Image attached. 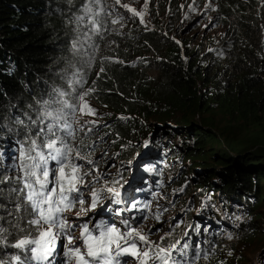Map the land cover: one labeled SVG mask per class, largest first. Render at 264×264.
Instances as JSON below:
<instances>
[{
    "label": "trees",
    "instance_id": "obj_1",
    "mask_svg": "<svg viewBox=\"0 0 264 264\" xmlns=\"http://www.w3.org/2000/svg\"><path fill=\"white\" fill-rule=\"evenodd\" d=\"M259 3L217 0V19L228 29L222 50L191 35L178 45L171 39L175 33H165V26H143L122 9L114 13L115 0L92 4V13L84 11L89 0H0V169H10L16 162L14 141L22 137L16 135L20 126L15 120L27 123L25 114L35 118V101L48 99L58 89L65 93L59 99L75 110L72 119L85 99L109 111L95 126V135L76 131L74 143L83 140L100 152L105 147L96 137L103 141L109 135L117 155L112 164L119 163L113 180L123 188L143 193L163 187L177 198L192 182H199L191 200L207 196L197 218L189 217L184 228H189L191 237L185 240L201 248L197 263L227 264L216 254L231 232L244 235L246 241L256 236L262 242L264 35L256 16ZM145 140L150 141L147 148ZM177 160L179 171L165 187V171ZM121 200L111 208L127 201ZM184 202L178 200L185 208ZM0 203L4 206L0 215L11 220L8 211L14 202L5 195ZM123 209L118 216L130 219L131 209ZM142 217L137 211L132 220ZM2 223L15 233L12 225ZM195 226L199 233L193 231ZM182 241L176 237L172 243ZM9 242H14L13 236ZM15 252L0 246V257ZM192 255L190 249L189 264ZM260 259L264 264V251ZM242 260L232 257L229 264Z\"/></svg>",
    "mask_w": 264,
    "mask_h": 264
},
{
    "label": "snow or ice",
    "instance_id": "obj_2",
    "mask_svg": "<svg viewBox=\"0 0 264 264\" xmlns=\"http://www.w3.org/2000/svg\"><path fill=\"white\" fill-rule=\"evenodd\" d=\"M99 2L89 0L85 13H92L91 5ZM115 4L140 17V22L144 23L143 13L130 8L128 3L115 0ZM212 4L213 0H209L208 6L212 7ZM76 19L82 20L83 17ZM92 23L95 25L96 21ZM72 47L75 48L76 44L73 43ZM64 95V92L53 89L48 99L42 97L35 101V118L25 114L27 123L24 119L15 120L20 126L15 130L16 135L22 137L14 141L18 146L16 162L10 169H0V197L8 195L14 206L8 211L11 220L6 221L5 216L0 215V246L18 251L0 257V264H54L58 243L64 249V264H133V261L138 264H189L190 249L192 264H195L200 259L199 245L193 248L188 240L161 245L151 240L143 228L133 227L129 219L120 220V227L101 221L91 229L88 223L81 225L69 221L65 213L73 209L77 210V216L96 210L103 203L102 193L109 194L104 199L120 204L121 193L117 187L119 180L104 181L107 172L101 171L99 161L92 158L95 148L85 145L83 140L74 143L77 129L72 118L75 110L71 104L59 99ZM80 99L83 100V96ZM149 142L145 140L143 146L147 148ZM88 148L91 150L86 151ZM52 162L55 167H51ZM98 184L102 186L97 187ZM86 191L89 198L87 207H83ZM208 199H211L210 195ZM3 207L0 203V210ZM132 207L135 208L136 204ZM122 211L124 209H119L118 213ZM2 222L12 225L15 233L9 232ZM193 231L199 233L200 227L195 226ZM9 236L14 237V242H9ZM184 236L191 239L187 232ZM228 238L232 239V235L229 234ZM228 255L232 252L229 251Z\"/></svg>",
    "mask_w": 264,
    "mask_h": 264
},
{
    "label": "rangeland",
    "instance_id": "obj_3",
    "mask_svg": "<svg viewBox=\"0 0 264 264\" xmlns=\"http://www.w3.org/2000/svg\"><path fill=\"white\" fill-rule=\"evenodd\" d=\"M121 2L128 3L130 8H135L137 11L143 13L144 23L140 22V17L134 16L130 11L124 9L120 5H117L123 10L126 16H130L141 25L148 26L150 28H157L159 25L165 26V33L170 34L169 30L175 33L174 36H171V39L175 43L176 41H180L181 43L182 39H185L186 36L191 35L192 37L198 36L200 39L203 38L205 39V41L212 42L213 45H215V47L218 49H225L223 47V40H227L228 29L217 19L219 12L218 5L215 3V0H213L212 7L208 6L209 0H121ZM175 3L181 4L180 9L184 12V14L182 17L176 20L175 26H173V24L165 25L169 21V16ZM193 8H195V11H193ZM189 10L196 14L197 17H193L191 19H182L184 18V16L190 15ZM197 19H202L201 23L196 29H191V27L198 24ZM173 21H175V19ZM206 24L208 25V27H205ZM85 105H87L88 107L86 108ZM106 112L109 111L105 110L92 100L85 99L83 101V105L80 109L79 115H77L73 119L74 125H76L75 127H77V131L83 132L85 135H95V126H98L100 123H102L103 114ZM171 123H173V125L175 124V122L173 121H171ZM88 129H92V131H88ZM96 138L98 141H100V145L102 147H105V149L101 150L100 152H92V158L99 161L101 171L107 172V176L104 178V181H111L116 176V171L119 166V163L112 164V161L117 160V155L113 154V147L112 143L110 142L109 135L105 136V139L103 141H101V137ZM175 152L176 151L171 152L164 159V162H166V160H168V158ZM184 162L185 161L183 159L182 163L184 164ZM178 163L179 160L171 162V169L170 167H168L169 170L165 171L166 179H168V182L166 184L164 182L165 187L169 188L171 186L170 183L172 182V180L170 179V177L174 174L176 175L179 171L177 167ZM55 166V162H52L51 167ZM161 167L162 171L166 169L165 165L163 164L161 165ZM131 177L133 178L134 176H130L128 179H132ZM104 181H102V183ZM198 183L199 182H192L191 185L187 187L186 192L179 195L177 198H174L171 191H167L166 189H163V187L151 188L146 197L131 196V198H134L133 201L124 203L127 204V210L133 209L132 205L135 204L134 202H138V206L144 207V216L140 220H132V217L136 216V212H132L130 214L129 220L132 223V226H139L143 228L144 231L149 234V238L151 240L158 241L161 245L171 244L172 240L176 237H179L184 241L187 238L186 236H184V233H188L189 229L188 228L187 230H185L184 228L188 225L189 217L197 218L198 213L202 211L203 201L207 196L206 194H202L200 197L196 198L197 201L191 200L194 199V196H192L191 194ZM101 186V184L97 185V187ZM123 187L124 186L119 187L121 197H124L127 191L123 190ZM186 193L187 198L185 197ZM200 193L201 192H199L198 194ZM107 195L109 194L102 193L101 199L103 200V203L99 204V207L95 211L89 212L87 215L80 213V215L77 216L76 209L65 213V215L72 223L81 225L84 223H88L89 228L91 229L95 224L104 221L103 216L106 212V209L108 208L107 202H110V200L104 199V197ZM84 198L86 204L83 207H87V200L89 198L87 191L85 192ZM180 199L183 202L185 201L183 203V206L186 204L185 208L181 207L178 203V200ZM137 205L134 211L139 209ZM79 207L80 206L78 205L77 209ZM156 209L158 210V213H154ZM118 214H123V212H119ZM157 217H159V219H157ZM122 219V216H120V220ZM210 220L213 221L214 219L210 217ZM216 220H221V218H217ZM107 223H115L117 227H120V223L112 221ZM209 224L210 222L205 223L203 230L207 229V226ZM260 228L261 227H259V229ZM168 233L171 234L168 235ZM79 234L80 233L77 232V235ZM229 234L232 235V239L228 238ZM229 234L224 236V240L220 244L221 247H219L220 251H218L216 255L224 257V261H226L227 264H229L230 260H232V257H234L235 261H237V256H241V258L243 259L242 264H262L260 257L264 251V237L261 238L262 242L256 236L246 241L244 235L232 232ZM162 237L163 239H161ZM63 251L64 249H62L60 244L58 243L57 252L54 253V255L56 256L54 264H64V258L62 256ZM229 251L232 252V255H228ZM133 264H138V262L133 261ZM195 264L211 263H209V261H203L202 263L195 262Z\"/></svg>",
    "mask_w": 264,
    "mask_h": 264
},
{
    "label": "clouds",
    "instance_id": "obj_4",
    "mask_svg": "<svg viewBox=\"0 0 264 264\" xmlns=\"http://www.w3.org/2000/svg\"><path fill=\"white\" fill-rule=\"evenodd\" d=\"M215 3L217 4V0H215ZM118 9H121L119 6H117L116 4L113 5L112 7V11L114 13H118L117 10ZM264 0H260V3H259V6L258 8L256 9V16H257V19H258V23H259V27L262 29L263 31V35H264ZM218 12H219V9H218ZM189 13L193 16V17H197L196 14H194L192 11L189 10ZM192 17V18H193ZM198 21L200 20V23L202 21V19H197ZM219 21V20H218ZM199 23V24H200ZM198 24V25H199ZM200 39V38H199ZM213 44V43H212ZM183 160V159H182ZM128 188V187H127ZM127 188H123V190H127L125 195H124V198L127 200L126 202H130V201H133L134 198H131V196L133 197H137V196H143V197H146L147 196V193L149 192H143V193H136V192H133L131 191L130 189H127ZM122 190V191H123ZM123 197L120 196V199H122ZM125 202H123L122 205H120L119 208H111V207H108L107 205V209H106V212L105 214H108L109 215V219L107 221H104V222H116V223H119L120 222V216H118V211L119 209H123L125 208V211H129V209L127 210L126 208V205L127 204H124ZM136 205L138 204V202H134ZM137 207L139 208L138 210L134 211L135 208L131 209V212L129 213V215L132 213V212H137V211H141L143 213V216H144V207H141V206H138ZM118 216V217H117ZM104 220V219H103ZM119 226V225H118Z\"/></svg>",
    "mask_w": 264,
    "mask_h": 264
},
{
    "label": "bare ground",
    "instance_id": "obj_5",
    "mask_svg": "<svg viewBox=\"0 0 264 264\" xmlns=\"http://www.w3.org/2000/svg\"><path fill=\"white\" fill-rule=\"evenodd\" d=\"M180 3H175L172 7V10H171V14L169 16V21L165 24V25H168L170 24L171 22H176L177 19H179L180 17L183 16L184 12L180 9ZM193 16L190 14L189 16H184V18L182 19H191ZM175 19V21H173ZM171 20V21H170ZM170 34H171V31L169 30ZM175 34L171 35V36H174ZM122 201V200H121ZM108 204V207H111V204L112 202H107Z\"/></svg>",
    "mask_w": 264,
    "mask_h": 264
},
{
    "label": "flooded vegetation",
    "instance_id": "obj_6",
    "mask_svg": "<svg viewBox=\"0 0 264 264\" xmlns=\"http://www.w3.org/2000/svg\"><path fill=\"white\" fill-rule=\"evenodd\" d=\"M196 161H198V159H196Z\"/></svg>",
    "mask_w": 264,
    "mask_h": 264
}]
</instances>
